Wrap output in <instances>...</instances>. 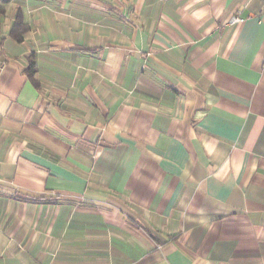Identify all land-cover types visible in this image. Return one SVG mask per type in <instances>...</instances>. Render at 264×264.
<instances>
[{
  "label": "crops",
  "instance_id": "1",
  "mask_svg": "<svg viewBox=\"0 0 264 264\" xmlns=\"http://www.w3.org/2000/svg\"><path fill=\"white\" fill-rule=\"evenodd\" d=\"M0 264H264V0L8 4Z\"/></svg>",
  "mask_w": 264,
  "mask_h": 264
},
{
  "label": "trees",
  "instance_id": "2",
  "mask_svg": "<svg viewBox=\"0 0 264 264\" xmlns=\"http://www.w3.org/2000/svg\"><path fill=\"white\" fill-rule=\"evenodd\" d=\"M13 0H0V21L6 14V7L10 4ZM29 30V26L25 23L24 17L22 12L19 11L16 16V21L13 26L11 36L14 40L21 42L23 40L24 34ZM27 71L30 74H33L36 71L35 62L32 60L30 61L29 67Z\"/></svg>",
  "mask_w": 264,
  "mask_h": 264
},
{
  "label": "built area",
  "instance_id": "3",
  "mask_svg": "<svg viewBox=\"0 0 264 264\" xmlns=\"http://www.w3.org/2000/svg\"><path fill=\"white\" fill-rule=\"evenodd\" d=\"M242 21H243L242 18H234L232 23H240Z\"/></svg>",
  "mask_w": 264,
  "mask_h": 264
}]
</instances>
